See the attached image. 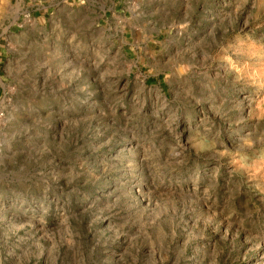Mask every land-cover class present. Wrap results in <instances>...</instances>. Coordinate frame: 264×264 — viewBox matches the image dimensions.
Masks as SVG:
<instances>
[{"label":"rangeland","instance_id":"obj_1","mask_svg":"<svg viewBox=\"0 0 264 264\" xmlns=\"http://www.w3.org/2000/svg\"><path fill=\"white\" fill-rule=\"evenodd\" d=\"M0 264H264V0H0Z\"/></svg>","mask_w":264,"mask_h":264}]
</instances>
